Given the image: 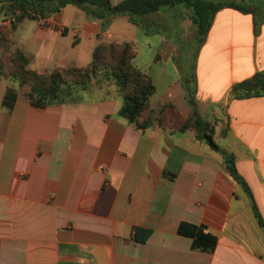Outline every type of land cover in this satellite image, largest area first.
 I'll return each instance as SVG.
<instances>
[{"label": "crops", "instance_id": "1", "mask_svg": "<svg viewBox=\"0 0 264 264\" xmlns=\"http://www.w3.org/2000/svg\"><path fill=\"white\" fill-rule=\"evenodd\" d=\"M185 13L165 7L143 19L145 29L127 20L125 40L108 42L134 45L132 65L154 86L152 108L179 109L175 97L184 98L194 78L197 111L217 121L215 142L234 155L264 222V96L228 97L234 83L264 69V24L254 34L252 15L220 10L185 73L176 49ZM84 19L77 49L40 33L26 51L42 68L85 66L99 39L117 34L112 22L102 31L100 20ZM165 29L177 36L140 49V37ZM186 29L194 34L191 22ZM83 34L96 39L86 51L79 49ZM8 88L16 91L12 107L3 105ZM105 90L96 101L35 108L0 81V264H264V231L222 156L192 131L140 132L117 116L123 100L116 88ZM189 226L212 235L213 248L194 249Z\"/></svg>", "mask_w": 264, "mask_h": 264}, {"label": "trees", "instance_id": "2", "mask_svg": "<svg viewBox=\"0 0 264 264\" xmlns=\"http://www.w3.org/2000/svg\"><path fill=\"white\" fill-rule=\"evenodd\" d=\"M264 3V0H262ZM0 8L11 9V20L19 23L22 20H47L61 13L67 6L82 11L87 18L101 21L102 31L116 17H126L128 22L145 29L143 19L165 7L183 6L189 10L190 22L194 28V37L199 48L206 39L214 17L222 9H233L241 14H249L254 18V34L258 26L264 24V10L245 0H121L112 4L111 0H0ZM3 40V39H2ZM136 51L129 42H100L93 49L91 61L82 67L69 66L54 68L48 75L36 70L19 67L17 62L30 63L31 54L19 51L12 60L0 56V81L11 79L19 93L24 95L35 108L80 104L86 101L85 93L89 92L91 82L99 86L112 83L123 98V105L117 116L137 130L144 132L156 126L184 133L192 131L195 139L206 144L211 150L218 152L223 158V168L230 178L239 184L251 200L258 225L264 231V222L253 201L251 191L236 169L233 154L221 149L214 140L216 123L201 117L194 100L195 80L193 77L185 82L187 101L192 108V116L181 119L173 105L168 103L155 111L149 103L154 93L150 77L132 65ZM3 57V58H2ZM264 96V69L253 76L234 83L229 91V100H242ZM16 91L8 88L3 105L12 107ZM170 120L177 122L171 125ZM182 120V121H180ZM185 225L181 224L178 232L184 233ZM189 237L193 239L194 249L211 250L216 239L206 233L202 227L189 226Z\"/></svg>", "mask_w": 264, "mask_h": 264}, {"label": "rangeland", "instance_id": "3", "mask_svg": "<svg viewBox=\"0 0 264 264\" xmlns=\"http://www.w3.org/2000/svg\"><path fill=\"white\" fill-rule=\"evenodd\" d=\"M119 1L121 0H111L112 4H117ZM245 3L256 5L264 10V3L262 0H245ZM180 7H183V6H180ZM183 8L185 9L186 13L184 14L183 18L180 20L181 32L179 30V33L181 36V40L177 42L176 49L177 51H181L180 61H181L182 72L187 73L189 70H191L192 64H194L198 47H197V41H196V38L194 37L192 29L190 30V32L186 29L187 25L190 23L189 10L185 7ZM11 13L12 11L9 8H0V56L3 55L6 61L7 59L12 60L19 51L21 52L24 51L25 53L30 54L26 51V48L35 49V46H33L32 44L34 42L33 41L34 36L40 33L49 34V35H45L47 36V39L49 40H51L53 36H57L58 38L60 36V39H62L63 42L68 43L69 50H71V48L77 49L78 44L80 43V37H79V34L81 33L80 24H82L83 18H85L84 19L85 21L89 20L87 19L86 15L83 12L76 9L75 7H66L60 15H54L50 17L48 20H38V21L36 20L35 21V20L25 19L15 24L11 20L13 18L11 17L12 16ZM114 19L115 18L111 20L112 24L111 23L110 24L112 25V30L115 31V33L117 34L116 35L117 39L111 38L109 35H107L106 37L99 39L98 41L99 43L108 42L112 40H116V41L125 40V34H126L125 29L127 26V19L125 17H118V19H115V20ZM90 20H93V19H90ZM55 21L56 22L61 21L64 23V25L59 24L58 22L59 25L57 26ZM77 24L79 25V27L77 26ZM110 24L106 27L107 31L110 30V27H109ZM56 31H59V33L55 34ZM156 31H158L159 36L153 35L154 34V31H153L148 34L149 36L147 38L140 37V49L144 51H148L149 48L146 44H149V47L154 49L158 45L160 36H164V37H167V36L171 37L172 35L174 37L177 36L176 32L171 33L170 30H166V29L165 31H162V30H156ZM64 35H67V36H64ZM185 35L186 37L184 38ZM81 38H82L81 44L79 46L80 50L83 49L86 51L88 50V47L90 45L92 44L96 45V39H90L85 34H83ZM62 41L61 43H63ZM57 49L60 50L59 46H57ZM176 60H179V58L176 57L175 61ZM83 63H86V62H80L76 65H82ZM17 65L27 70L29 69L36 70L39 73L44 74V75H48L54 67L53 65H51L47 68H42V64L40 65L37 64L34 61V59L30 63H27V64L25 62L19 61L17 62ZM38 69L39 70L46 69V71L41 72ZM173 74L176 76L175 73ZM2 80H6L10 83H13L11 79H7L6 77L3 78ZM16 85L17 84L15 83L14 86L17 87ZM104 85L111 86V91L112 89L116 88L118 92L117 87L112 83L106 82L105 84H102L101 86H99L95 83V81H92L89 92L85 93L86 95L85 102L96 101V92H98L99 97H103V96L105 97L106 95H108V90L107 91L105 90V93L102 91V88L104 87ZM98 89L100 91H96ZM175 99L176 100H174V102L177 104L180 110L177 109L175 106H173V110L178 113L180 118L184 119V118L191 117L192 108H191V112L189 115H185L184 113V111L188 112V110L191 107V106L189 107V103L187 101V94L185 93L184 98H182V96L179 95V97L178 98L175 97ZM153 109L155 111H158V108H153ZM169 122L171 123V125L177 124V122L174 120H170ZM209 122L216 123L217 125V121L209 120ZM216 131L217 133L215 132L214 140L217 141L218 144H220L221 140L219 138V129H217Z\"/></svg>", "mask_w": 264, "mask_h": 264}]
</instances>
